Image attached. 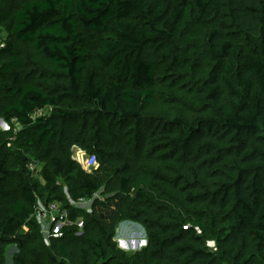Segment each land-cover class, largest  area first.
<instances>
[{
  "label": "trees",
  "instance_id": "1",
  "mask_svg": "<svg viewBox=\"0 0 264 264\" xmlns=\"http://www.w3.org/2000/svg\"><path fill=\"white\" fill-rule=\"evenodd\" d=\"M200 26L206 115H148L164 69L186 76L176 43ZM0 27V120L33 134L45 183L0 142V251L15 247L13 264H128L113 253L120 220L143 227L151 263L248 264L254 242L264 246V0H0ZM61 181L91 213L45 248L35 214L39 202L66 203ZM210 228L224 232L220 256Z\"/></svg>",
  "mask_w": 264,
  "mask_h": 264
},
{
  "label": "rangeland",
  "instance_id": "2",
  "mask_svg": "<svg viewBox=\"0 0 264 264\" xmlns=\"http://www.w3.org/2000/svg\"><path fill=\"white\" fill-rule=\"evenodd\" d=\"M210 29L205 26L194 28L184 39L177 41L179 51L185 58L188 69L184 78H173L172 67L170 64L160 75L156 87V103L147 111L148 115L181 117L188 121L206 115L202 108V95L197 92L200 81L207 75V69L211 65L206 52V40ZM8 38L7 31L0 27V50L3 49L5 40ZM27 51L32 49L26 47ZM164 50V49H163ZM161 50V51H163ZM163 55V53H162ZM39 70L46 74H56L57 71L50 64H38ZM46 112L37 113L36 117L46 115ZM0 142L8 152L9 163L19 171H22V163L29 162L28 170L31 179L45 185L41 172L44 168L41 149L35 143L33 134L23 128L18 122H0ZM74 158L81 164L82 168L92 173L96 168L94 158L79 149H74ZM63 192L66 199L65 204L55 203L56 209L46 208L42 202L38 203L36 210V220L40 225L39 240L45 248L50 247V239L55 235L63 234L68 231L82 230L86 215L91 213L92 201L75 202L72 199V190L68 183L61 181ZM72 184L77 185V179H72ZM12 196L18 197L17 187L12 188ZM160 204L168 205L177 218L181 221L185 219L183 211L178 206L159 201ZM74 209L84 213L83 217L71 219L70 210ZM207 247L213 253L221 255L218 249V242L223 230L208 229ZM199 233H201L199 231ZM147 235L143 227L134 222L120 220L113 235V253L121 261L128 264H155L151 263L147 256ZM18 251L15 247H8L0 251V264H13ZM248 264H264V246L254 242L251 250L246 257ZM60 261V260H59ZM60 264H63L60 261Z\"/></svg>",
  "mask_w": 264,
  "mask_h": 264
},
{
  "label": "built area",
  "instance_id": "3",
  "mask_svg": "<svg viewBox=\"0 0 264 264\" xmlns=\"http://www.w3.org/2000/svg\"><path fill=\"white\" fill-rule=\"evenodd\" d=\"M95 162V165H96V167H97V163H96V161H94ZM96 169V168H95ZM50 210H54V209H56V205L55 204H53V205H51L50 207ZM200 234V233H199ZM56 237H60V236H62L61 234L60 235H55Z\"/></svg>",
  "mask_w": 264,
  "mask_h": 264
},
{
  "label": "water",
  "instance_id": "4",
  "mask_svg": "<svg viewBox=\"0 0 264 264\" xmlns=\"http://www.w3.org/2000/svg\"><path fill=\"white\" fill-rule=\"evenodd\" d=\"M0 122H1V123H4V121H3V120H0ZM144 243L146 244L147 242H144Z\"/></svg>",
  "mask_w": 264,
  "mask_h": 264
}]
</instances>
